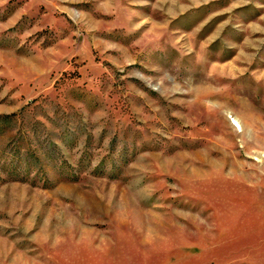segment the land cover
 <instances>
[{
  "label": "rangeland",
  "instance_id": "374dc122",
  "mask_svg": "<svg viewBox=\"0 0 264 264\" xmlns=\"http://www.w3.org/2000/svg\"><path fill=\"white\" fill-rule=\"evenodd\" d=\"M0 264H264V0H0Z\"/></svg>",
  "mask_w": 264,
  "mask_h": 264
}]
</instances>
